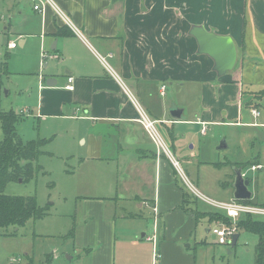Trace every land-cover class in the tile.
Listing matches in <instances>:
<instances>
[{"label":"crops","instance_id":"0c3cea01","mask_svg":"<svg viewBox=\"0 0 264 264\" xmlns=\"http://www.w3.org/2000/svg\"><path fill=\"white\" fill-rule=\"evenodd\" d=\"M36 1L0 0V21L8 25V34L17 35L21 47L33 40L39 42L35 50H30L35 58L43 52H53L40 81L42 108L59 112L67 108L77 113L75 117L92 122L80 161L96 162L99 181L93 184L96 192L79 196L83 201L84 254L77 264H153L154 241L148 238L150 235L142 234L153 243L151 258L149 253L145 256L139 251V241L125 235L123 244L118 246L121 221L139 220L142 229L150 219L131 210L145 205L158 208V224L163 220L169 225L186 214V231L179 226L173 233L177 243L186 241V253L180 244L166 250L161 242L167 232L159 229L161 242L157 233L156 246L161 257L157 264L167 263L169 255L186 257V264H216L218 246L224 249L228 244L218 243L211 228L226 221L209 220L202 212L228 217L224 209L206 211L198 206L203 195L197 186L199 167L191 161L196 153L192 150L186 154V126L198 125L201 135L207 136L211 123L226 122L222 111L232 107V103L237 102L241 108L244 103L259 113L264 109V0H53L70 24L58 15L53 4H46L44 12L35 10ZM13 13L22 19L21 24L13 22ZM3 14L7 19H3ZM193 25H204L215 34L232 37L238 51L233 70L217 75L213 59L198 52L197 41L189 33ZM60 30L68 34H60ZM12 41H6L8 51L18 49V43L9 47ZM102 57H107V62ZM70 77L72 90L67 88ZM49 78L54 79V85L47 84ZM186 78L197 79L203 88L205 115L197 120L186 118V104L178 101L179 92L168 90V83H185ZM215 105L216 109L221 105L219 111ZM172 107L183 110L181 118L172 116ZM141 109L156 120V127L159 124L163 129L162 136L157 127L169 152H164L144 128ZM83 112L86 116H81ZM260 116L261 113L258 117L253 115L255 119ZM202 122L207 125L206 133ZM238 124L248 126L252 139L264 141V122ZM222 143L225 147L219 148ZM220 145V150L229 147L226 140ZM173 158L179 161V168ZM260 160V156H255L248 165L261 164L262 168L250 171L264 168ZM231 165L233 188L234 167L242 165L243 171L248 169L242 163ZM246 177L249 179L248 173ZM183 191L187 199L190 200V193L196 201L187 202L186 211L180 207ZM252 191V198L243 201L264 206ZM151 213L154 223V210ZM249 216L264 219L242 215L239 221ZM201 221L210 224L206 229V234L214 238L210 242L207 236L202 239L197 234ZM241 230L244 229H238L239 237ZM124 243L135 246L133 257H126Z\"/></svg>","mask_w":264,"mask_h":264},{"label":"rangeland","instance_id":"374dc122","mask_svg":"<svg viewBox=\"0 0 264 264\" xmlns=\"http://www.w3.org/2000/svg\"><path fill=\"white\" fill-rule=\"evenodd\" d=\"M12 15L13 22L21 24L22 19L15 16V13ZM3 19H7L5 14ZM7 28L8 25L0 21V112L16 113L19 120L17 133L24 142L41 139L46 143L42 145L39 157L31 161L30 177L25 180L21 177L10 181L5 192L10 195L35 196L39 206L45 209L47 214L40 219H31L21 227L0 228V264H77L80 255L84 254L82 249L83 201L79 196L96 192L97 189L93 187V184L99 181L96 162L83 164L80 161L85 154L84 140L88 137L92 122L85 117H75L77 113L70 112L67 108L62 112L42 108L40 81L43 72L48 70V66L45 65L48 60L43 58V53L35 58L33 52H30L39 46L37 40L21 47L17 35L8 34ZM8 39L16 41L18 49L8 51L6 49ZM48 54L52 57L53 52L50 50ZM180 83H174V85L168 83V90L175 89L179 92L177 93L178 101L186 104L187 119L201 118L205 115L201 83L197 79L187 78L185 83ZM44 87L47 85L44 84ZM251 98L248 96L247 99L251 100ZM243 99H241L242 102ZM232 104H234L232 107L228 106L222 111L226 122L211 123L207 136L201 135L198 125L186 126V147L189 148L186 154L190 155L193 150L197 155L191 158V161L199 167L197 186L203 195L199 197L198 206L202 210H217L216 204L227 203L232 199L233 188L230 182L233 167L231 164L242 163L246 166L245 169H248L251 166L248 165L249 162L255 156H260V161L264 163V141L252 139L248 126L238 124L264 122V109L260 110L261 116L255 119L252 110L244 103L242 108L237 105V102ZM220 106L218 105L216 109L215 105L214 109L219 111ZM28 108H30L29 112L25 113L24 111ZM224 113L228 114L227 117ZM81 116L86 115L83 112ZM157 127L163 136V129L159 124ZM3 136L0 120V141ZM223 140L227 141L229 147L220 150L218 146ZM248 177L251 181L250 188L255 192L254 197L259 200V203H264V168L261 171L248 172ZM193 196L189 193L190 200L188 199L187 202H194ZM131 210L150 219L145 222L142 229L139 228L142 226L139 220L121 221L118 246L121 247L124 237L132 241L136 239L139 241V251L145 256L149 253L151 258L153 243L147 242L142 234L146 233L148 236L154 231L151 213L153 207L134 206ZM120 211L123 212L122 207ZM206 214L211 215L208 216L209 220L217 219L215 214L220 216L218 212H202V215ZM161 221L158 224L157 233L159 238V229L167 232L162 242L159 238V241L167 246L166 250L180 244L179 246L186 253V241L177 243V238L173 236L174 229L179 226L186 231L185 212L169 225ZM124 224L126 226L123 227ZM209 225L206 221H201L197 234L202 239L207 236L210 242L214 238L206 234ZM168 241L169 244H167ZM258 241L255 233L241 230L235 246L231 243L224 249L218 246L219 249L215 252L216 264H256L255 250ZM125 245L127 244L124 243ZM133 246H126V257L134 256L135 246ZM162 264H186V257L177 255L174 258L169 255L168 262Z\"/></svg>","mask_w":264,"mask_h":264},{"label":"trees","instance_id":"16d2710c","mask_svg":"<svg viewBox=\"0 0 264 264\" xmlns=\"http://www.w3.org/2000/svg\"><path fill=\"white\" fill-rule=\"evenodd\" d=\"M61 31V30H60ZM63 31V30H62ZM60 34H68L63 31ZM3 139L0 141V228L9 226L21 227L31 219H40L47 212L41 208L35 196L10 195L5 192L10 181L23 180L32 174L31 161L37 159L42 152L44 140L24 142L17 133L18 116L15 112H0ZM187 193L183 191L181 208L186 211ZM211 216L210 214H206ZM217 219L229 222L223 215L215 214ZM196 217H201L196 212ZM215 217H213L214 219ZM238 228L255 233L259 237L256 251V264H264V219H255L249 216L238 222Z\"/></svg>","mask_w":264,"mask_h":264},{"label":"built area","instance_id":"2783aa9c","mask_svg":"<svg viewBox=\"0 0 264 264\" xmlns=\"http://www.w3.org/2000/svg\"><path fill=\"white\" fill-rule=\"evenodd\" d=\"M53 4L55 7V10L57 11L58 15L61 16L66 23L70 24L69 18L67 15L55 5L53 0H37L36 3H34V9L40 12H44L45 5L46 4ZM17 46L16 41H12L9 43L10 48H14ZM109 56H112L111 54ZM51 57L47 52H43V58L48 59ZM104 62H107V57H102ZM70 84L67 85V88L72 90L74 89L73 85V77L69 78ZM29 112V109L25 110ZM252 113L255 117H258L260 115L259 111L257 109H252ZM140 121L143 124L144 128L147 130L151 138L158 144V146L164 150V152H169V149L167 148L166 143L164 142L163 138L161 137L157 127H156V120H153L144 110H140ZM203 128L202 131L206 133L207 131V125L205 122H202ZM169 156H172L171 153ZM174 165L179 168V161L176 159H172ZM262 168L261 164L257 165H251L248 170L244 171V176H247V173L250 170H257ZM183 178L186 180L185 175H183ZM190 186V185H189ZM192 189L195 191V189L192 187ZM196 192V191H195ZM201 197V196H200ZM218 208L224 209L226 216L229 219V222H219L216 225H214L211 228L212 233L216 236L218 243L220 244H230L232 242L233 236L238 233V222L242 215H255L264 217V206L263 205H255L248 203L243 200H236L232 199L227 203H221L216 204ZM154 231L153 233L148 237L150 240L154 241V257H153V264H157L161 255L157 250L156 241H157V227H158V208L154 207Z\"/></svg>","mask_w":264,"mask_h":264},{"label":"water","instance_id":"95a60500","mask_svg":"<svg viewBox=\"0 0 264 264\" xmlns=\"http://www.w3.org/2000/svg\"><path fill=\"white\" fill-rule=\"evenodd\" d=\"M198 44V52L209 55L213 61V70L218 76H223L227 72L234 69L238 51L237 46L229 35H218L208 30L204 25H193L189 31ZM53 78L47 79V84L52 86ZM54 80V79H53ZM183 110L178 107L171 108V114L174 118H181ZM222 143L219 148H224ZM242 166L234 167V182H233V197L236 200H248L253 196V191L250 190V180L244 176ZM22 181V179H20ZM239 234L233 236L231 244L236 245ZM13 264V263H11Z\"/></svg>","mask_w":264,"mask_h":264}]
</instances>
